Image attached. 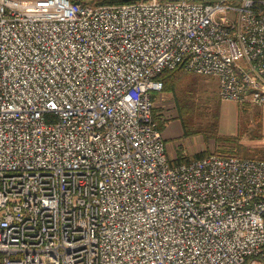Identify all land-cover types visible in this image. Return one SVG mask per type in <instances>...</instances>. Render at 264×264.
<instances>
[{
    "label": "built area",
    "instance_id": "built-area-1",
    "mask_svg": "<svg viewBox=\"0 0 264 264\" xmlns=\"http://www.w3.org/2000/svg\"><path fill=\"white\" fill-rule=\"evenodd\" d=\"M175 69L264 105V0H0V264H264V160L168 158Z\"/></svg>",
    "mask_w": 264,
    "mask_h": 264
},
{
    "label": "rangeland",
    "instance_id": "rangeland-1",
    "mask_svg": "<svg viewBox=\"0 0 264 264\" xmlns=\"http://www.w3.org/2000/svg\"><path fill=\"white\" fill-rule=\"evenodd\" d=\"M177 74L186 78L177 79L176 94L163 90L152 97L153 118L158 128L162 126V135L172 120L180 123L179 131L170 129L172 137L163 135L166 150L180 154L182 160L212 152L264 158V105L222 101L215 78L183 70ZM213 123L216 129L210 131ZM181 125L187 132L198 129L199 133L183 135Z\"/></svg>",
    "mask_w": 264,
    "mask_h": 264
},
{
    "label": "trees",
    "instance_id": "trees-1",
    "mask_svg": "<svg viewBox=\"0 0 264 264\" xmlns=\"http://www.w3.org/2000/svg\"><path fill=\"white\" fill-rule=\"evenodd\" d=\"M100 3H109V4H117V3H124V2H120V1H115V0H99ZM178 71H181V69H175V70H171V71H164L160 76H159V80L162 81V85H163V90H167V91H171L174 94H176V89L178 88V83H176L178 80V78L184 79L186 77H183L184 75L177 74ZM175 83V84H174ZM153 114V113H152ZM212 128H209L210 131H214L216 129V123L212 124ZM182 130H183V135H189V134H193L194 133H199L198 129L192 130L190 132H187L184 127L181 125ZM159 129H162V126H159ZM202 156V154H198L196 158H200ZM258 159H263L264 158H258Z\"/></svg>",
    "mask_w": 264,
    "mask_h": 264
},
{
    "label": "crops",
    "instance_id": "crops-1",
    "mask_svg": "<svg viewBox=\"0 0 264 264\" xmlns=\"http://www.w3.org/2000/svg\"><path fill=\"white\" fill-rule=\"evenodd\" d=\"M152 113H153V110H152ZM173 122H171L170 124H169V127L167 126V129L166 128H164V130L162 131L164 134V137L165 138H167V137H172L171 136V134H170V129H177L178 131L180 130V123L179 122H177L176 120H172ZM177 136V135H176ZM172 146V145H171ZM170 146V147H171ZM166 149V148H165ZM170 148H167V150H166V152H167V155H168V158H169V160H170V162L172 163V164H177V163H179V162H182L183 160H182V156L179 154V155H175L174 153L172 154V153H170Z\"/></svg>",
    "mask_w": 264,
    "mask_h": 264
},
{
    "label": "water",
    "instance_id": "water-1",
    "mask_svg": "<svg viewBox=\"0 0 264 264\" xmlns=\"http://www.w3.org/2000/svg\"><path fill=\"white\" fill-rule=\"evenodd\" d=\"M115 1H120V2H132V1H138V0H115Z\"/></svg>",
    "mask_w": 264,
    "mask_h": 264
}]
</instances>
